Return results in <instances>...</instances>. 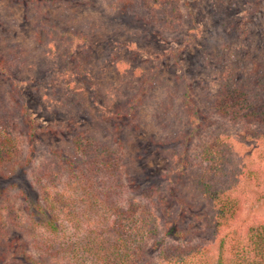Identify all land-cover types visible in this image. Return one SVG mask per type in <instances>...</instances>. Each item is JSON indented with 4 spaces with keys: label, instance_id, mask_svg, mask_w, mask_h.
I'll return each mask as SVG.
<instances>
[{
    "label": "trees",
    "instance_id": "1",
    "mask_svg": "<svg viewBox=\"0 0 264 264\" xmlns=\"http://www.w3.org/2000/svg\"><path fill=\"white\" fill-rule=\"evenodd\" d=\"M30 3L37 11L34 44L41 50L39 60L53 66L36 62L35 51L18 42H5L0 51V175L14 173L8 187L24 200L34 229L48 237L32 250L39 258L29 256L22 241H11L8 263L264 264V217L254 214L256 207L264 206V154L258 161H245L232 142V131L239 129V142L264 145L263 62L242 68L233 64L220 73L216 87L199 92L182 77L179 87L167 84L164 111L156 114L161 134L153 137L169 161L163 188L145 187L132 179L119 138L125 125L140 129L147 123L142 111L159 77L140 76V70L133 74L134 80L142 78L138 84L133 81L134 96L115 112L113 140L78 127L66 146L51 149L28 181L26 167L38 153V135L64 137L65 132L34 119L17 71L51 77L53 85H63L65 107L76 104L96 118L84 91L92 84L89 71L76 55L78 49L88 52L92 47L91 38L78 28L94 23L80 19L65 3L58 13L61 22L56 23L48 11L54 2ZM117 4L130 14L146 11L143 20L149 27L170 30L182 21L180 0ZM173 54L179 61L178 52ZM7 190L0 187V244L14 229L23 230L17 211L4 213L1 201ZM246 203L252 214L245 213ZM81 205L88 206L87 216L84 210L81 214Z\"/></svg>",
    "mask_w": 264,
    "mask_h": 264
},
{
    "label": "rangeland",
    "instance_id": "2",
    "mask_svg": "<svg viewBox=\"0 0 264 264\" xmlns=\"http://www.w3.org/2000/svg\"><path fill=\"white\" fill-rule=\"evenodd\" d=\"M30 1L0 0V23L3 24L0 25V51L5 42H18L35 51V61L44 65L49 60H39L41 50L34 44L37 11L29 5ZM51 1L54 7H48V11L54 22H61L58 13L65 4H70L80 19L89 18L94 23L92 27L78 28V32L91 38L92 47L89 53L78 49L76 55L89 71L92 84L84 91L96 118L93 120L82 113L76 104L65 107V97L60 90L63 85H53L51 77H43L39 71H17L24 80L21 90L34 119L45 126L62 128L66 137L51 132L38 135V153L33 164L26 167L28 181L34 178L32 173L39 169L41 163L49 158L51 149L66 146L78 127H89L98 137L113 140V130L118 124L114 119L115 112L120 103L134 96L133 81L138 84L142 78L134 80L133 74L140 70V76L159 77V83L150 92L149 101L142 111V118L147 123L140 129L125 125L119 138L125 147V166L132 179L145 187L156 184L163 188V175L169 161L154 143V138L161 134L156 127V114L164 111L170 92L167 84L179 87L182 84L179 78L182 77L199 92L206 87H216L220 73L233 64L241 68L244 64L250 67L255 61L264 64V0H180L182 21L170 30L154 25L149 27L143 20L148 16L146 11L138 14L121 11L122 4H117L118 0ZM174 52H178L179 61L175 60ZM49 64L53 66L50 61ZM105 126H109V131ZM232 132L235 151L245 161H258V155L264 154V145L241 143L239 129ZM25 156L24 153L21 166ZM262 167L264 169V161ZM18 169L16 167L14 171ZM14 176V173L9 177L0 175V187L8 189L1 203L6 208L5 214L17 211L23 230L14 229L7 242L0 244V264L4 259L10 264L7 254L11 241H22L28 255L39 258L32 250L36 245L42 246L43 239L48 237L39 228L34 229L24 200L17 191L8 187ZM55 183L60 187L61 183ZM81 206V214L85 212L87 216L88 206ZM251 207V204H245L247 215L252 214ZM254 214L264 217V206L256 207ZM198 227L201 228L200 225Z\"/></svg>",
    "mask_w": 264,
    "mask_h": 264
}]
</instances>
